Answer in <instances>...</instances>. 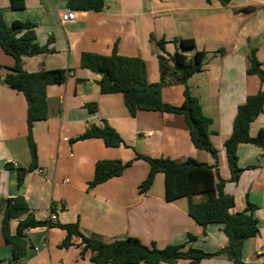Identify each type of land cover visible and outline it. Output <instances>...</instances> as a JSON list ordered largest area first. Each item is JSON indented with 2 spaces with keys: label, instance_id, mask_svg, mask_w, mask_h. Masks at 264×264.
I'll list each match as a JSON object with an SVG mask.
<instances>
[{
  "label": "crops",
  "instance_id": "0c3cea01",
  "mask_svg": "<svg viewBox=\"0 0 264 264\" xmlns=\"http://www.w3.org/2000/svg\"><path fill=\"white\" fill-rule=\"evenodd\" d=\"M67 2L25 0L24 9L13 10L11 0H0L8 25L27 20L34 23L35 42L51 49L50 53L24 58L25 70L68 71L64 83L47 87L48 117L36 121L32 130L37 168L26 174L22 186L18 185L17 168L32 164L28 104L21 92L0 82V210L9 199L21 196L37 220H49L55 213L54 224L78 222L84 235L106 243L134 237L159 249L175 245L210 254L228 246L222 224L202 227L192 220L187 197L166 200L162 173L156 174L147 191H141L150 166L135 159L137 154L215 164L208 152L193 145L184 116L146 110L132 116L123 95L101 93L97 83L100 75L80 63L83 53L109 56L116 48L119 55L140 57L148 83L158 84L157 55L161 52L156 42L164 39L168 55L179 51L191 59L197 51L207 53L203 70L187 84L213 121L210 140L218 151L219 174L226 182L224 192L235 199L231 213L247 211L250 204L257 207L259 232L245 241L243 260L264 264V149L250 143L238 146V166L243 172L236 183L230 181L225 150L239 106L261 89L259 77L249 74L248 69L253 50L264 67V0H231L226 6L215 0L211 4L206 0H105L102 11H76L75 21L62 22V13L69 9ZM176 38L194 39L196 49L183 50ZM220 50L224 52L218 54ZM13 65L14 59L0 48L1 79ZM184 90L183 84L162 86L160 97L165 103L180 106ZM89 104H96L95 112L89 110ZM105 122L127 146L107 147L99 138L76 140L90 125L103 127ZM262 128L264 111L251 123V136L256 137ZM102 160L133 164L121 176L90 189L96 164ZM192 200L199 203L202 197L195 195ZM26 216L11 222L12 234ZM2 219L0 214V264H95L91 252L81 257L75 245L60 248L66 231L56 226L29 229L27 253L14 260L12 247L2 235ZM200 264L234 263L217 255Z\"/></svg>",
  "mask_w": 264,
  "mask_h": 264
},
{
  "label": "trees",
  "instance_id": "16d2710c",
  "mask_svg": "<svg viewBox=\"0 0 264 264\" xmlns=\"http://www.w3.org/2000/svg\"><path fill=\"white\" fill-rule=\"evenodd\" d=\"M211 4L214 0H206ZM223 6L231 0H215ZM67 6L74 11L100 12L105 7V0H68ZM13 10L25 8V0H11ZM36 25L30 21H15L8 25L4 19V11L0 8V48L14 59V65L9 73L0 82L10 88L21 92L27 101V126L28 141L32 154V164L29 168H17L18 185L22 186L29 171L37 168V148L33 140L32 130L36 121L46 120L48 117L47 87L52 84L64 83L68 77L65 70H47L41 68L37 72H28L24 68V58L51 52L49 45L40 46L36 40ZM175 42L183 50L196 49L194 39L176 38ZM156 45L161 53L157 55L161 81L150 84L146 78L145 63L140 57H126L119 55L116 48L109 56L94 53H83L80 63L83 68L100 75L97 82L100 92L104 94L120 93L132 116L138 111H158L183 115L188 125V130L193 145L200 150H205L214 159L215 164L201 163L195 159L177 162L169 158H153L137 154L135 159L146 161L149 173L141 185L145 192L152 185L157 173L164 175L165 198L168 202L187 197L189 200L188 214L197 224L207 227L210 224H222L223 231L228 237V246L215 254L184 246L168 245L163 249L155 245L148 246L141 240L129 237L106 243L95 237H87L79 228V223L54 224L50 220L40 221L30 212L27 201L18 196L9 199L7 206L0 210L3 215L2 235L6 245L12 247L14 260L23 258L28 250L26 232L31 228L41 226H56L66 231V237L60 248L77 246L80 256L84 257L91 252V261L95 264H175L180 260H187L188 264H200L204 259L217 255H225L234 264H249L243 260V247L246 240L258 235V218L255 216L257 207L249 206L247 211L231 213L235 205L232 195L224 192L225 181L221 179L218 169V151L213 146L210 136L213 121L203 110L200 100L194 96L189 87L188 80L204 68L206 52H196L189 59L185 54L176 51L173 55L166 53L164 39L158 40ZM218 51V54L223 53ZM249 74L257 75L261 81V89L255 95L247 98L239 106L234 120L233 132L225 142V150L231 171V182H238L243 170L238 166V146L240 144H254L264 149V128L260 129L256 137L250 134L251 123L264 111V67L258 60L255 50L249 56ZM183 84L184 102L180 106L171 105L162 101L160 89L162 86ZM91 112L96 111V104H89ZM92 138L102 139L107 147L127 146L120 134L107 122L103 127L92 124L87 130L76 138L86 140ZM133 161L123 163L121 160L98 161L95 175L89 182L93 188L113 177L121 176ZM10 166V165H8ZM202 197L201 202L195 203L193 196ZM55 212V207H52ZM19 220L15 233L11 232V222ZM193 240L194 236L190 235ZM75 240V241H74ZM76 240L79 243H76Z\"/></svg>",
  "mask_w": 264,
  "mask_h": 264
},
{
  "label": "built area",
  "instance_id": "2783aa9c",
  "mask_svg": "<svg viewBox=\"0 0 264 264\" xmlns=\"http://www.w3.org/2000/svg\"><path fill=\"white\" fill-rule=\"evenodd\" d=\"M77 19V12L71 9L66 10L61 15L62 22H73ZM56 214L52 213L50 215V221L54 222L56 220Z\"/></svg>",
  "mask_w": 264,
  "mask_h": 264
}]
</instances>
